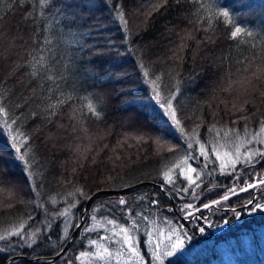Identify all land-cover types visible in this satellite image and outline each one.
Segmentation results:
<instances>
[{
    "label": "trees",
    "instance_id": "1",
    "mask_svg": "<svg viewBox=\"0 0 264 264\" xmlns=\"http://www.w3.org/2000/svg\"><path fill=\"white\" fill-rule=\"evenodd\" d=\"M159 3L0 0V106L11 118L7 125L0 121V163L10 174L0 185V235L7 237L0 241V264H63L84 248L88 236L83 229L92 216L114 218L115 225L124 226L127 217L154 212L183 226L192 243L211 247L256 235L264 226L262 210L239 221L249 210L247 201L264 204V185L239 190L264 175V161L238 164L236 194L209 212L202 205L221 199L233 186L232 175L209 177L195 196L187 191L170 197L168 189L160 188L162 171L184 149L177 135L181 128L207 142L217 130L256 133L264 127V0H167L157 10ZM223 11L228 18L219 15ZM235 27L243 32L232 39ZM109 41L116 49L108 50ZM145 70L148 77L141 75ZM155 77L160 79L153 85ZM168 95L175 97L180 129L162 125L160 131L154 98ZM17 146L21 152L14 156ZM21 154L30 161L31 190L18 166ZM183 182L177 181L179 187ZM106 190L116 192L94 196L78 234L51 261L79 224L89 200H81V193L91 198ZM122 196L124 206L118 203ZM74 201L72 230L66 231L57 212ZM188 204L200 209L198 219L184 217ZM208 214L213 226L224 221L229 226L211 239L197 231ZM21 225L25 239L7 236ZM138 232L144 251L143 231ZM200 252L171 262L211 264L216 257L213 251Z\"/></svg>",
    "mask_w": 264,
    "mask_h": 264
},
{
    "label": "rangeland",
    "instance_id": "2",
    "mask_svg": "<svg viewBox=\"0 0 264 264\" xmlns=\"http://www.w3.org/2000/svg\"><path fill=\"white\" fill-rule=\"evenodd\" d=\"M154 99L157 104L158 101L163 100L162 98L159 97H155ZM176 129H180L179 126H176ZM260 129H258L256 133H254V131L253 132L245 131L246 132L245 133L238 129L225 130V131L217 130L218 131L217 133L215 131L211 132L208 140H206L207 142L200 141V139L196 135L193 136V134H186L185 132L177 133L179 139L184 143V149L183 151L175 154L174 160L169 163L166 170L162 171L161 173L162 179L164 180V173L166 171L170 172L172 179L176 182V185L178 187L182 185L177 183V181L180 179L184 180L183 182L184 185L189 183L184 179V176L186 175H192L193 178L195 179L196 174L190 173L187 167H183V168L176 167V165L179 164L188 153L189 150L187 149V144L189 142L193 144V149H192L193 153L195 151L200 150L199 144L196 143V141H199L200 144L205 145L203 150L208 151L210 156L212 157H214L215 155V153L211 152L212 147H216L220 155L223 156L224 152L233 150L237 145H239L240 152L242 153V158L241 161L238 162V164L243 163V153L245 152V149H250L253 146L264 149V145L258 143L259 139L264 138V133H262ZM226 132L227 135H225ZM190 137L192 138L191 140L189 139ZM220 145H223V147H220ZM216 163L218 164L219 161H217ZM189 164L193 167H198V171H199V169L203 167V158H201V163L199 166H197V164H195L192 161H189ZM214 167L215 165L210 164L208 168H205L203 172H201V180L205 181L209 177L213 178L215 174H219L218 172L213 171ZM224 171L228 172L230 171V169H225ZM208 173H211V175H208ZM252 180H258V179L254 177ZM169 186L172 187L171 185ZM193 188H195V186L190 187L188 191L192 192ZM194 208L195 206L191 209H188L187 211L196 212ZM207 211L209 212L210 210L206 209V212ZM70 213L71 215L67 218V221L64 224V230L66 231H69L73 226L71 225L74 220L73 219L74 214L72 209H70ZM186 216H187V212L185 211L184 217ZM187 218L189 220L192 219L190 216ZM80 219H81V214L79 217V222ZM127 219L130 222L124 226L115 225V224L109 225L104 220L91 219V223L88 227L94 230L87 233L88 237L84 248L82 249V251H79L72 259L66 258L63 264H159L158 261L152 260L153 249L148 246L149 242H151L153 245H159V247L156 250L162 255L165 251V247L169 244V237L171 236L173 239L175 238V233H173L171 229L175 228L176 226H180L181 228H183V226L173 221L172 218H168L164 215L159 216L154 212L152 213V216L134 217L133 219L131 217L130 218L127 217ZM133 220L137 222L135 226V231L132 230ZM119 227L129 228L128 235L132 238V242L135 243L137 250L140 252L141 254L140 257L133 256L130 259V253L126 250V246L122 247L121 243L119 242L121 240V236H117L114 234L116 232H119ZM18 228H20V226L17 227L16 229ZM138 231H143L142 234L144 236L143 237L144 243L142 244L144 245L145 248L144 251L140 249L141 247L140 240L142 238L139 239ZM10 233H8L7 236H10ZM84 233L86 232L84 231ZM106 237H111V239H105ZM188 237H189L188 240H182V243L178 246L177 251L176 253L173 254V256L164 258V264H169L170 261H174L175 255L178 254L180 251H184L185 253V255L181 257V259H187L191 255L197 254L199 251H201L200 253L204 255L206 254L211 255L215 253L216 257L210 259L211 264H235L241 262L250 263V264H260V259L264 261V226L262 225L256 231V235L252 233L250 235L241 236L239 239L226 240V242L222 244L219 243V244H215L214 246L212 244L213 248L210 245L211 243L206 244L203 241H200L196 244L192 243L193 236L188 234ZM23 239L25 238L23 237ZM93 240L96 241V244L91 243ZM31 243L35 244V240H31ZM103 248H107L111 253V257L107 261H101L96 258V254L102 252ZM81 252H88L90 253V255L83 258H79ZM141 257L143 258L142 262H141Z\"/></svg>",
    "mask_w": 264,
    "mask_h": 264
},
{
    "label": "snow or ice",
    "instance_id": "3",
    "mask_svg": "<svg viewBox=\"0 0 264 264\" xmlns=\"http://www.w3.org/2000/svg\"><path fill=\"white\" fill-rule=\"evenodd\" d=\"M167 4V0H160V3L158 4L157 10H159L160 7H163ZM121 18L122 17V13H120ZM219 15L228 18L229 17V12L228 11H223L220 12ZM127 21H124V24H126ZM243 30L240 27H235L234 31L231 32V38L232 39H236L238 36H240L242 34ZM248 35H251V33H248ZM116 49V46L109 41L108 42V50L112 51ZM124 51H127V47L125 46ZM116 55H120V51L116 50ZM138 67L143 68L144 65L140 64L138 65ZM141 75L143 77H148L149 73L148 71H144L141 73ZM160 77H155L153 80L150 81V83H152L153 85H155L156 80H159ZM153 92H155V88H153ZM156 95L158 96L159 93L157 92ZM150 99H152V97H149ZM175 97L168 95L166 96L162 101H158V107L161 110V119L158 120L156 122V127L158 128V130L163 131V127H167L169 129H172L173 131L176 130V126H179L181 124V121L179 119H177V112L176 109L173 108L172 105V100H174ZM89 108H92L91 105H89ZM93 112L95 113V109H92ZM98 115V113H97ZM10 117L8 115L7 110L3 107L0 106V121H2L5 125L9 124L10 121ZM14 122V121H13ZM260 131L262 133H264V127H262L260 129ZM180 132H183V129H180ZM195 134L193 133V136ZM225 135H227V132L225 133ZM190 140L192 139L191 137L189 138ZM12 140L15 141V137H12ZM197 144H199L200 146V150L195 151L194 153L192 152L193 149V144L191 142H189L187 144V149L189 150L188 153L186 154L185 158L176 165L177 168H183V167H187L188 171L190 173H195V179L193 178L192 175H186L184 176V179L186 181H188L189 183L184 185L183 188L178 187L176 185V182L172 179L170 172L166 171L164 173V183H162L160 185L161 190L164 189H168V191L166 192V195H169L171 197L172 194H175L177 197H179L181 194L183 193H187L188 189L192 186H195V188H193V194L194 196L196 195L195 193V189H198L201 187V184L203 183V180H201V172H203V170L205 168H208L210 164L215 165V167L213 168V171L218 172L219 174H226V175H232L233 176V186L227 188V190L225 191V193L222 195L221 199H214L211 202H206L202 205L203 209H208V210H212L214 207L221 205L222 201H228L230 199L231 196L235 195L237 192V187H239V185H237L235 183V181H237L239 179V176L234 175V173L237 172V164L238 162L241 161L242 158V153L240 152V146L237 145L233 150L227 151L223 153V156L220 155L218 149L216 147H212L211 148V152L215 153L214 157L210 156L208 151H204V144H200L199 141H196ZM258 143L261 145H264V138H261L258 140ZM220 147H223V145H220ZM21 152V148L19 146H17L15 148V152L13 153V155L15 156L16 153H20ZM201 158H203V167L199 169L198 171V167H193L189 164V161L194 162L195 164H197V166L200 165L201 163ZM227 158V159H225ZM17 160L19 161L18 166L21 169L22 175L24 177L25 182L27 183L29 189H33V183L32 181L29 179V172H28V167L30 166V161L25 160L24 155L21 154L17 157ZM219 161V163L217 164L216 162ZM261 161H264V149H261L259 147H255L253 146L250 149H245V152L243 153V163L245 165H252L254 166L255 164H259ZM225 169H230V171L225 172ZM208 175H211V173H208ZM253 175L255 176L256 173L254 172ZM10 180V174L8 173L7 169L3 166L2 163H0V185L4 184L6 181ZM199 181V183H198ZM259 185H264V175L260 176V178L258 180H253V182L251 183H245L242 187H239V190L241 192L243 191H247L250 188H256ZM169 185H171L172 187L169 188ZM33 199H35L36 193L34 192L32 194ZM100 197L97 196V199H99ZM90 199V196L88 195V193L86 192H82L81 193V200H87ZM94 203V202H93ZM119 205L124 206L127 201L125 198H123V196L118 200ZM152 203L154 204H158L159 201L158 200H153ZM76 204V202H72L71 204H69V206L67 208H65L63 211H58L57 212V216L58 217H62L64 219H62L60 222L61 223H66L67 218L71 215L70 213V209L72 207H74ZM247 205L249 206V214L252 213V210L256 209V210H264V205L262 204H258L255 203L253 200H249L247 201ZM244 205L242 204V207ZM193 208V205L188 204V205H184L182 210L187 212V217H191L192 220H196L198 219L195 215V212H188V209ZM82 212L88 213L90 212L89 208H83L81 209ZM196 212H199L200 209L197 208L195 210ZM231 212H233L234 215L239 216V213L237 212V210L235 208L230 209ZM91 219H96V217H90ZM199 219H204L203 217H200ZM107 224L112 225L114 224V218L113 219H108L106 221ZM225 223H227V221H225ZM49 226H51V220L48 221ZM137 222L135 220H133L132 222V230L135 231V226H136ZM94 229L89 228V227H85L83 229V231H85L86 233L93 231ZM171 231L173 233H175V238L173 239L171 236L169 237V244L165 247V251L164 253L161 255L159 252H157V248L159 247V245H153L151 242H149L148 246L151 247L153 249L152 251V260L153 261H158L159 264H164V258L165 257H171L173 256L174 253H176L178 246L182 243V240H188V233L184 231L183 228H181L180 226H176L175 228L171 229ZM197 231L198 232H204V228L198 226L197 227ZM129 232V228L128 227H119V232L114 233L117 236H121V240L119 241L121 243V246L124 247L126 246V250L130 253V259L134 256V257H140V252L137 250L135 243L132 242V238L128 235ZM24 234L23 232V225L20 226V228L13 230L10 235L11 236H15L17 239H20L22 237V235ZM33 235L35 236V233H33ZM105 239H111V237H106ZM7 237L5 235H0V241H6ZM92 244H96V241L93 240L91 242ZM90 253L88 252H81L80 253V257L79 258H83L86 256H89ZM185 253L184 251H180L178 254L175 255V260L177 262L180 261L181 257L184 256ZM111 257V253L109 252V250L107 248H103L102 252L97 253L96 254V258L98 260L101 261H107L109 258ZM143 261V258L141 257V262ZM169 264H172V262L170 261Z\"/></svg>",
    "mask_w": 264,
    "mask_h": 264
},
{
    "label": "water",
    "instance_id": "4",
    "mask_svg": "<svg viewBox=\"0 0 264 264\" xmlns=\"http://www.w3.org/2000/svg\"><path fill=\"white\" fill-rule=\"evenodd\" d=\"M131 188H132V187H130L129 189H131ZM115 192H116V191H109V190H106V191H100V192L96 193L95 195H93V196H92V197L86 202V204H85V208H86V207L88 208L89 203H90L91 199H92L94 196H96V195H98V194H108V193H115ZM121 192H122V191H121ZM83 216H84V212L81 214L80 222H79V224L74 228V230L72 231V233L70 234V236H69V238H68V241H67L66 245L64 246V248H63V249L61 250V252L58 253L56 256H53V257L51 258V261H55V260H57L61 255H63V254L66 252V250H67V248H68V246H69L71 240H72V239L78 234V232H79L81 226L83 225ZM227 227H228L227 223L223 222V224H222L219 228H217V229H212L210 234H211L212 236H215L216 234H220V233H222L224 230H226Z\"/></svg>",
    "mask_w": 264,
    "mask_h": 264
},
{
    "label": "flooded vegetation",
    "instance_id": "5",
    "mask_svg": "<svg viewBox=\"0 0 264 264\" xmlns=\"http://www.w3.org/2000/svg\"><path fill=\"white\" fill-rule=\"evenodd\" d=\"M246 207L249 209V206L248 205H246ZM252 213H253V215H256V209H254V210H252ZM251 216H250V214H249V210H247L246 212H245V217H243L241 220H239L241 223H243L244 222V219H249ZM208 218H209V214L206 216V218H205V220L204 221H206L205 222V225L203 226V228H204V232L202 233L203 234V237H205V238H208V239H211V238H214V237H216L217 235H220V234H222V233H220V234H216L215 236H212L211 234H210V232H211V230L212 229H217V228H219L222 224H220V225H216V226H213L212 225V222L211 221H208ZM225 222V221H224ZM228 224V223H227ZM229 227V226H228ZM227 230V229H226Z\"/></svg>",
    "mask_w": 264,
    "mask_h": 264
},
{
    "label": "built area",
    "instance_id": "6",
    "mask_svg": "<svg viewBox=\"0 0 264 264\" xmlns=\"http://www.w3.org/2000/svg\"><path fill=\"white\" fill-rule=\"evenodd\" d=\"M249 181H250V182H249ZM249 181L247 180L245 183H251V182H253V180H249Z\"/></svg>",
    "mask_w": 264,
    "mask_h": 264
},
{
    "label": "bare ground",
    "instance_id": "7",
    "mask_svg": "<svg viewBox=\"0 0 264 264\" xmlns=\"http://www.w3.org/2000/svg\"><path fill=\"white\" fill-rule=\"evenodd\" d=\"M251 180H252V179H251ZM248 181H249V180H248ZM249 182H250V181H249ZM93 198H94V197H93ZM93 198H92V199H93ZM92 199H91V201H92ZM91 201H90V203H91ZM90 203H89V204H90ZM210 233H211V232H210Z\"/></svg>",
    "mask_w": 264,
    "mask_h": 264
}]
</instances>
